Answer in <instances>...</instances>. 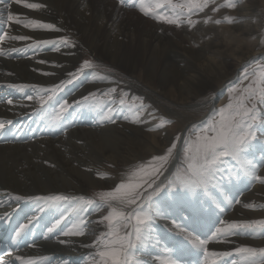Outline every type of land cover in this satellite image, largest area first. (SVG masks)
<instances>
[{
	"label": "bare ground",
	"instance_id": "bare-ground-1",
	"mask_svg": "<svg viewBox=\"0 0 264 264\" xmlns=\"http://www.w3.org/2000/svg\"><path fill=\"white\" fill-rule=\"evenodd\" d=\"M28 2H43L47 7L27 10L20 5H13V10L20 13L22 19L53 23L61 31H31L14 24L0 26V32L6 30L11 35L33 37L30 41L6 40L0 44V121H12L11 125L6 124L5 129L0 131V216H10L0 221V256L13 247L11 238L18 226L36 216L37 219L29 225L31 231L25 235L14 255L34 258L36 264H63L65 260L70 264H87L94 250L81 244L91 243L98 232L104 230L102 225L96 223L101 213L87 215V224L81 225L85 236L57 237L56 233L62 229L70 228L73 223L79 224L80 217L85 214L77 215L64 202L16 201L14 197L85 195L91 198V190L106 189L113 184L111 176L118 169H124L138 159L148 158L168 146L176 126L167 127L166 131H148V124L131 123L135 118V107L132 110L126 104L121 107L117 99L115 124L105 119V113L98 109L84 107L76 108L75 111L70 109L63 122L57 125L51 122L50 117L45 122L34 114V101L25 99L26 95H35L31 87L20 90L8 85L51 87L53 83L69 79L68 72L77 68L84 51H87L95 55L96 63L107 62L140 83V92L148 95L153 103L155 97L162 95L175 106L187 104L217 85V96L212 100L211 110L218 106L219 97H223L218 94L225 83L230 82L246 63L264 55V49L257 48L263 25L261 20L252 21L255 5L252 0L238 7L235 12L232 11L237 18L230 26L220 28L221 33H215L208 40L203 35L196 36V46L184 48V45L178 46L166 34L165 28L159 35V26L152 19L143 18L137 11L139 2L130 10L122 7L119 0ZM0 8H3V4H0ZM64 36L75 47H62L59 52L53 51L51 46H41L38 50L29 47L34 45L37 38L54 40ZM165 38L171 40L170 44L165 43ZM41 60L48 63H39ZM44 72L54 75H43ZM111 75L102 74L95 68L93 74L81 76L67 85L57 94L53 103L58 109V102L65 99L72 103L89 92L107 88ZM8 99H12L14 104L8 105ZM206 115L188 122L184 130ZM254 154L255 151H252L250 158L259 161V155ZM98 173L108 179L98 178ZM260 173L264 175V168L260 169ZM226 184L224 190L215 194L216 199L227 208L224 213L216 212L218 217L248 220L249 216L261 215L255 213L256 207L253 210L242 205L251 203L255 206L264 201V185L258 182L250 184L248 178ZM233 198L241 200V204H228ZM61 216L64 219L56 233L52 234L51 239H44L48 235V227ZM170 227V221H158L153 240L158 237L160 247H155L154 251L151 248L144 250L142 258L148 263L158 264L155 254L161 253L165 245L171 247L166 232ZM57 238L69 243L59 244ZM253 239L257 238L240 237L238 241L249 246H264V240ZM29 244L35 246L28 247ZM235 247L236 243L210 245L214 250H231ZM4 258L9 259L6 256ZM184 259L186 264H194V261L202 258L193 252ZM236 259L239 261L240 257Z\"/></svg>",
	"mask_w": 264,
	"mask_h": 264
},
{
	"label": "snow or ice",
	"instance_id": "snow-or-ice-1",
	"mask_svg": "<svg viewBox=\"0 0 264 264\" xmlns=\"http://www.w3.org/2000/svg\"><path fill=\"white\" fill-rule=\"evenodd\" d=\"M137 11L140 15L152 19L156 23L175 28L196 29L201 23L232 24L231 17L214 20L211 16L194 19L205 13L219 12L222 8L235 9L233 0L217 3V0H138ZM122 7H136L137 0H119ZM0 26L19 25L31 31H47L57 33L61 29L53 23L37 19L21 18V14L13 10V5H20L27 10H40L47 7L43 2H28V0H0ZM29 35H11L9 31L0 32V44L8 41H30ZM41 46H51L59 52L62 47H75L66 36L54 40H35L30 45L33 50ZM26 49H13L25 51ZM39 63H48L41 60ZM57 65H53L55 67ZM97 65L90 59H83L74 71L68 72L69 79L53 83L51 87L37 85L10 84V88L20 90L32 88L35 95H26L25 99L34 101V114L41 120L61 124L69 110L87 107L105 113V119L115 124L117 122L115 106L117 104V88L111 87L107 92H89L79 100L69 103L68 100L58 102V109L53 103L57 94L67 85L81 76L93 74ZM43 75H54L44 72ZM110 83H116L111 80ZM227 102L221 107H213L209 116L199 125H193L181 133L173 134L165 151L151 157L144 164L129 173L127 179H121L107 190L99 191L95 198L79 196H31L17 195L16 201H48L64 202L80 217V223H73L70 228L56 233L62 220L57 219L47 229L44 239L57 237H83L86 235L81 225L87 224V215L101 213L96 223L106 229L95 236L91 243L81 246L93 249L87 264H148L143 259L145 249L160 247L157 237L158 221H170L171 227L166 230L168 242L161 253L155 254L158 264H186L185 256L196 253L198 259L194 264H264V247H253L238 244L231 250H214L211 244L236 243L233 237H264V219L257 220H226L216 215V212L227 211L215 194L224 190L225 183L248 178L250 184L258 182L264 185V154L259 161L250 158V153L261 145L264 153V55L259 58L256 67L250 72L244 67L237 83L227 88ZM126 94H122L119 106L125 105ZM111 97V99H105ZM99 98V99H98ZM139 101L135 105V118L131 123L148 124V131L167 130L172 123L170 118L156 115L150 106L145 105L143 97H133ZM8 105L14 101L8 99ZM111 105V106H110ZM52 109V112H49ZM132 110V105H129ZM128 119V117H125ZM155 122V123H153ZM12 121H0V131H3ZM67 129H65L66 133ZM47 163V162H45ZM100 179L108 177L97 174ZM229 204H241V200L233 198ZM253 209L251 203L242 205ZM89 209L91 211H89ZM215 209V211H214ZM42 210V209H41ZM106 210V214H104ZM10 218L8 214L0 216V221ZM37 219L30 217L15 230L11 238L12 248L0 256V264H36L34 258L14 255L20 243L31 229L29 225ZM57 242L67 245L69 241L57 238ZM29 244L28 247H34ZM9 259H5L4 257ZM240 257L238 261L236 258ZM63 264H70L65 260Z\"/></svg>",
	"mask_w": 264,
	"mask_h": 264
},
{
	"label": "rangeland",
	"instance_id": "rangeland-1",
	"mask_svg": "<svg viewBox=\"0 0 264 264\" xmlns=\"http://www.w3.org/2000/svg\"><path fill=\"white\" fill-rule=\"evenodd\" d=\"M250 1H252V0H233V2L236 3V5H237V7L235 9L222 8L217 13H212L211 11L206 10L205 13H201L200 16L194 17V19H201V18H203L205 16H211L214 20H216V19L223 20L225 17H231L232 20L235 21V19L237 17H234L232 11L235 12L238 7H240L241 5L247 4ZM253 1H255V5H254V9H253L254 11H253V15H252V17H253L252 21L253 20L254 21L261 20L262 21V25H263V29L261 30V32L259 34L260 38H259V43H258L257 48L259 50H261V49L263 50L264 49V0H253ZM224 2H225V0H219V1L217 0V3H221L222 4ZM137 4H138V0H137L136 5ZM127 9L130 10L131 7H127ZM143 18H146V17H143ZM146 19L151 20L150 18H146ZM151 21L154 22L153 20H151ZM154 23L159 26L158 27L159 35L162 34L163 29L165 28L166 29V34L171 39H173L175 41V43L178 44V46L179 45H184V48L185 47L189 48L191 46L195 47L197 42H198V40L196 39V36L200 37V35H203V36H205L206 40H208V39L214 37L215 33L216 34L221 33V29L222 28L228 27V26L231 25V24H228V23H221L219 25H216V24H213V23H209V24L205 25V24L201 23L200 25H198V27L196 29L189 30V29H186V28H175V27L169 26V25H168L169 26L168 27L167 25H163V24L161 25L160 23H156V22H154ZM179 31H181V33H177ZM183 31H184V33H183ZM186 32H188V33L185 34ZM198 34H199V36H198ZM170 41L171 40H167V38H165V43L166 44L168 42L170 44ZM175 47H177V46L175 45ZM83 56L84 57L82 58V61H83V59L92 60L97 65L96 69L98 70V72H100L102 74L111 73L112 75L109 76V80L110 81L111 80H115L116 81V83H110L107 88H105V87L103 88L102 87L100 89L95 90V92L99 91V90L101 91V89H102V92H107L109 90V88L116 87L117 88L116 99L119 101V99L121 98L122 94H126L123 97L125 99V104L126 105H132V107L133 106L135 107V105L139 103V101H134L133 97H137V96L143 97L144 101H145V105L146 106H150L151 110L154 111L156 113V115H163V116L171 119L172 123L168 127H172L174 125L176 126L173 134L183 132L184 127H185V125L188 122L194 121L195 119H201L204 115H206L208 113V111L210 110V108L213 106L212 100L214 99V97L217 96L216 93L218 91L217 90L218 86L214 85V87L212 86L213 88H211V89L209 88L210 90H207L208 92L206 91L203 94V96L195 98L194 100H191L192 102H188L187 104H181V105L175 106V105H173L170 102V100H168L167 98H165L162 95H160L159 97H155V98L153 97L156 100L155 103H153L154 101L151 100L148 95H145L142 92H140V87H142V85H140V83H136L135 80H132L128 75H125L127 73H125L124 71H121L120 69H117V68L109 65V63H107V62H101L100 64L96 63L98 61L96 60L95 55L90 53V52L84 51ZM260 56H262V55H260ZM260 56H258L256 59H253V60L249 61L248 63H246L239 70V73L230 82L225 83V86L223 87L221 93L218 94V95L222 94L223 97H219V103H218V106L216 108L221 107L224 103L227 102V95H228L227 94V88L229 86H231V85H233V84L238 82V80H239V78L241 76V73L243 71V68L244 67H248V70L251 72L256 67L257 62H259ZM82 61L80 63H82ZM209 113L207 115H209ZM203 119L198 121V122H196V123H193L191 125V127L194 124L195 125H199L206 118L204 120ZM159 131H162V130H159ZM172 137H173V135H172ZM166 147L164 149L160 150L159 152H157L156 154L149 155L148 158L145 157V158L138 159L137 161H134V162L130 163L124 169H120V170L118 169L117 171L115 170L116 172L114 174H112V176L110 175L111 177H113V184L107 186L106 189H104V188L96 189L95 188L96 189V190H94L95 192L93 190H91L90 197L91 198H95L96 194L99 191L107 190V189H109V187L111 188L115 183L119 182L121 179H127V177H128L130 172H132L133 170L137 169L141 164L147 163L151 159L152 156L163 153L165 151ZM253 151H255L254 155H256V156L259 155L258 157H261V155L264 154V153L261 152V145L260 144H257L256 148L253 149ZM226 185L227 184L225 183V186ZM247 186H248V184H247ZM227 203L229 204V201ZM234 205H236V204H234ZM255 207H256L255 213H258V214H261V215L260 216H255L256 214L254 213L255 215L254 216H249L248 220L264 219V201H262V202H260L258 204H255ZM104 214H106V210H105ZM99 219H100V217H99ZM161 222H162V220H161ZM103 227L104 226L102 225V228ZM105 230L106 229L104 228V230H102V231H105ZM100 232H98L97 235H99ZM233 238L236 241V246L238 244H246V245H248L247 243L239 242L237 237H233ZM253 240H255V241L264 240V237H260V238L253 239ZM253 247H257V246H253ZM151 250L154 251V248H151ZM151 263L155 264V262H151ZM148 264H150V262Z\"/></svg>",
	"mask_w": 264,
	"mask_h": 264
},
{
	"label": "water",
	"instance_id": "water-1",
	"mask_svg": "<svg viewBox=\"0 0 264 264\" xmlns=\"http://www.w3.org/2000/svg\"><path fill=\"white\" fill-rule=\"evenodd\" d=\"M206 117H207V116H206ZM206 117H204V119H205Z\"/></svg>",
	"mask_w": 264,
	"mask_h": 264
}]
</instances>
